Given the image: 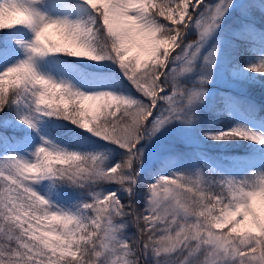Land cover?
Listing matches in <instances>:
<instances>
[{"label": "snow or ice", "instance_id": "obj_1", "mask_svg": "<svg viewBox=\"0 0 264 264\" xmlns=\"http://www.w3.org/2000/svg\"><path fill=\"white\" fill-rule=\"evenodd\" d=\"M233 12L243 61L222 54ZM257 12L260 0H0V264H264V109L229 92L217 114L242 106L258 127L205 128L201 112L218 75L264 84ZM206 141H247L258 162L225 166Z\"/></svg>", "mask_w": 264, "mask_h": 264}, {"label": "rangeland", "instance_id": "obj_2", "mask_svg": "<svg viewBox=\"0 0 264 264\" xmlns=\"http://www.w3.org/2000/svg\"><path fill=\"white\" fill-rule=\"evenodd\" d=\"M78 1V0H77ZM260 2L264 3V0H260ZM50 12H56L58 9L53 5L49 8ZM82 14V13H81ZM239 20V15L237 12H233L232 15L227 16L221 25L225 31L222 35V43H221V49L222 54L224 57H226L228 60L231 61H243L248 59L249 52L247 51V46H245L243 43H239V47L233 49L229 45V41L231 40V35L229 31V26L235 27L236 23ZM255 21L257 26H264V15L259 14L257 12L255 14ZM189 40L195 39V33H192L189 35ZM255 41V46L253 48V51H259L261 47H264V42H262L258 36L253 37ZM210 47V45H209ZM207 51V49H205ZM227 75V74H225ZM264 81V76L260 77ZM188 86H191V82L188 83ZM224 88H229L233 90H237L240 92H244L245 88L242 86L240 89H237L234 84L231 82V78L229 77L226 81L221 76H217L215 79V82L209 81L207 85V92L211 93L212 95H206L205 98V104L201 109L202 116H203V127L209 128V127H224V126H230L233 123L240 122V123H248L250 127H258L255 123H251L244 113L239 111L238 109L234 108L233 113L235 116V119L230 117L225 112H220V114H217V109H222L224 107L223 104V98L221 96L222 93H226L224 91ZM214 106V107H210ZM243 141H229L227 142L223 147L217 142H211L206 141L205 142V150L213 157H219L222 158V163L225 166H228L230 161L228 159L223 158H237L241 162H249V161H257L258 162V156L257 154H247L243 153L241 148L237 149L234 146L239 145L238 143ZM39 190V189H38ZM42 194H45L42 192Z\"/></svg>", "mask_w": 264, "mask_h": 264}, {"label": "trees", "instance_id": "obj_3", "mask_svg": "<svg viewBox=\"0 0 264 264\" xmlns=\"http://www.w3.org/2000/svg\"><path fill=\"white\" fill-rule=\"evenodd\" d=\"M76 2H78V1L77 0H73V3H76ZM81 13L83 14V10H81ZM249 75H251V74H249ZM257 79L260 80V81H263L260 77H258ZM244 88H245L244 92H240V91H237V90H232V89H229V88H224V91L226 93L232 92L233 94H236V95H240V94L246 95L257 106H261L262 109H264V84L253 83V84H248L247 86H244ZM236 108H238L240 111H242L244 114H246L245 109L242 106H237ZM261 114L264 115V111H262ZM68 127L71 128L70 125ZM57 131L58 132H67L68 129H59ZM9 134H11V133L9 132ZM238 144L239 145H236L234 147L237 148V149L241 148L243 153L255 154V153H253L251 151L249 142L243 141V142H240ZM251 147L255 148V147H258V146L252 145ZM174 149L177 152H185V151H187V149L181 144H176L174 146ZM114 159H115V156H114ZM105 187H107V186H105ZM132 231H134V229L130 228L129 229V234H131Z\"/></svg>", "mask_w": 264, "mask_h": 264}]
</instances>
